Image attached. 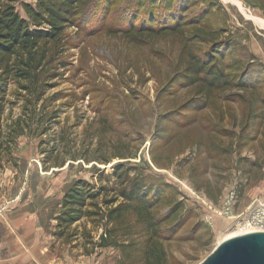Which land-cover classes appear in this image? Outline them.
Returning <instances> with one entry per match:
<instances>
[{"label":"rangeland","instance_id":"1","mask_svg":"<svg viewBox=\"0 0 264 264\" xmlns=\"http://www.w3.org/2000/svg\"><path fill=\"white\" fill-rule=\"evenodd\" d=\"M85 1L57 39L0 53V192L54 217L91 183L90 216L58 236L76 264H199L238 232L228 193L234 216L264 197V0ZM137 9L180 12V29L116 30ZM199 59L221 79L194 74ZM141 180L169 185L148 221L122 196Z\"/></svg>","mask_w":264,"mask_h":264},{"label":"trees","instance_id":"2","mask_svg":"<svg viewBox=\"0 0 264 264\" xmlns=\"http://www.w3.org/2000/svg\"><path fill=\"white\" fill-rule=\"evenodd\" d=\"M33 1L35 3L32 4L26 0H10L12 4H4L0 0V53L15 56L18 51L27 52L31 46H36L41 41L55 40L67 27L75 26L78 17H84L85 15V0ZM164 1L167 2L166 10H172L176 4V0ZM16 2H21L29 20L23 18L17 12L14 5ZM156 3L157 0H154V7ZM150 12L147 9L135 10L131 13L133 18L128 23H120L116 30L124 34L141 33L152 36L180 29V12L177 11L178 13H170L166 16L164 14L154 16ZM143 14L146 15L142 17ZM214 54L216 53H213V58H215ZM208 66L209 64L204 59H199L195 61L192 70L194 74L209 72L212 80H220L222 72L219 71L218 73L211 67L208 69ZM24 78L27 79L28 77ZM150 186V183L141 180L130 191L125 190L122 193V196L132 202L133 208L137 209L138 214L144 216L146 221H148V214H150L148 210L152 195L161 194L163 187L169 185H157L158 187L153 189H150ZM99 194V191L84 179H77L69 186L63 195L61 210L56 218L59 237L64 236L65 229L90 216L89 202L96 199ZM156 197L159 199L158 196ZM156 221L158 220L154 219V222ZM146 263L168 264V260L166 257H147Z\"/></svg>","mask_w":264,"mask_h":264},{"label":"crops","instance_id":"3","mask_svg":"<svg viewBox=\"0 0 264 264\" xmlns=\"http://www.w3.org/2000/svg\"><path fill=\"white\" fill-rule=\"evenodd\" d=\"M56 218L49 207L0 192V264H76L71 250L60 249Z\"/></svg>","mask_w":264,"mask_h":264},{"label":"water","instance_id":"4","mask_svg":"<svg viewBox=\"0 0 264 264\" xmlns=\"http://www.w3.org/2000/svg\"><path fill=\"white\" fill-rule=\"evenodd\" d=\"M199 264H264V232L221 240Z\"/></svg>","mask_w":264,"mask_h":264},{"label":"built area","instance_id":"5","mask_svg":"<svg viewBox=\"0 0 264 264\" xmlns=\"http://www.w3.org/2000/svg\"><path fill=\"white\" fill-rule=\"evenodd\" d=\"M236 200L235 190H231L224 202L223 212L233 218L234 227L248 232H264V197H258L239 215H233V205Z\"/></svg>","mask_w":264,"mask_h":264},{"label":"bare ground","instance_id":"6","mask_svg":"<svg viewBox=\"0 0 264 264\" xmlns=\"http://www.w3.org/2000/svg\"><path fill=\"white\" fill-rule=\"evenodd\" d=\"M245 13H246V12H245ZM247 15H248V14H247ZM250 16H251L252 18H254L256 21H258L259 24L263 25V23L259 20L258 17L254 16V15H250ZM243 232H244L243 230H238L237 233H234V234L229 235V236L227 235L226 238H222V240L227 239V238L232 237V236H235V235L242 234Z\"/></svg>","mask_w":264,"mask_h":264}]
</instances>
